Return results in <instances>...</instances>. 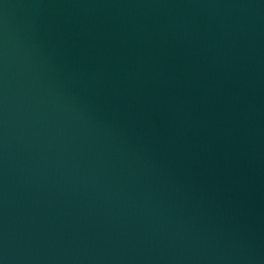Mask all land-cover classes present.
Instances as JSON below:
<instances>
[{"label": "water", "instance_id": "water-1", "mask_svg": "<svg viewBox=\"0 0 264 264\" xmlns=\"http://www.w3.org/2000/svg\"><path fill=\"white\" fill-rule=\"evenodd\" d=\"M0 264H264V0H0Z\"/></svg>", "mask_w": 264, "mask_h": 264}]
</instances>
